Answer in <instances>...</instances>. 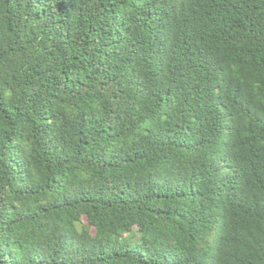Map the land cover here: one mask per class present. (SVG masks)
Returning <instances> with one entry per match:
<instances>
[{
	"label": "trees",
	"instance_id": "1",
	"mask_svg": "<svg viewBox=\"0 0 264 264\" xmlns=\"http://www.w3.org/2000/svg\"><path fill=\"white\" fill-rule=\"evenodd\" d=\"M0 264H264V0H0Z\"/></svg>",
	"mask_w": 264,
	"mask_h": 264
},
{
	"label": "rangeland",
	"instance_id": "2",
	"mask_svg": "<svg viewBox=\"0 0 264 264\" xmlns=\"http://www.w3.org/2000/svg\"><path fill=\"white\" fill-rule=\"evenodd\" d=\"M85 222H87V219L85 218V220H84Z\"/></svg>",
	"mask_w": 264,
	"mask_h": 264
}]
</instances>
